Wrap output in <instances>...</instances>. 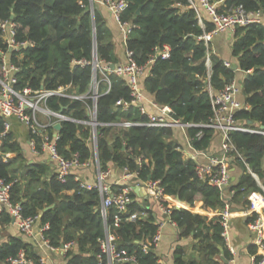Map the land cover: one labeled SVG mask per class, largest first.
I'll return each instance as SVG.
<instances>
[{"label": "trees", "instance_id": "obj_1", "mask_svg": "<svg viewBox=\"0 0 264 264\" xmlns=\"http://www.w3.org/2000/svg\"><path fill=\"white\" fill-rule=\"evenodd\" d=\"M125 1L127 7L121 17L136 26L127 39V46L134 51L136 62L143 65L155 53V49H163V46L169 48V57H155L141 80L145 92L157 104L169 106L183 123L208 122L212 110L206 92V48L197 39L202 30L194 10L187 6V0ZM89 5V0H0V23L11 20L15 24V42L27 41L32 44L23 50L9 51L0 29V53L5 52L10 61L19 67L15 74L16 91L25 87L32 90H54L70 84L67 93L83 95L88 92L91 67L73 66L71 61L90 60L95 49L99 61L114 64L113 47L106 40L107 28L95 10L90 12ZM238 5L246 11L260 10L264 14V0H222L217 7L222 11ZM138 7L140 11L136 13ZM211 28V24L205 25L206 31ZM231 55L237 69L246 73L241 82V93L248 105L246 110L237 111L234 117L238 124L258 130L260 126H264V24L260 22L236 26L232 35ZM209 58V84L214 91L222 90L235 78V71L227 68L223 60L214 54H209ZM107 77L109 89L106 92V84L100 83L95 103V118L100 124L96 127L99 169L106 170L111 164L120 169L126 168L135 175L138 183L148 181V177L149 181L159 182L163 192L156 198V202L168 209L170 221L181 229L182 236L190 235L197 241L201 255L200 261H185L182 259L183 250L177 248L173 254L174 264H224L214 259L219 248L223 250V256L227 260L230 258L221 236L219 215L208 217L175 208L177 199L192 205L200 197L202 207L207 212L219 211L223 208L225 199L222 193L196 176L192 160L183 161L181 152L170 138V128H122L111 125L146 118L131 106L126 110L114 106L119 99L129 101V90L124 77L112 73H108ZM162 77L164 81L161 85ZM45 104L50 110L73 120H88L87 109L92 105V99L50 96ZM3 130V119L0 116V178L5 182L13 181L10 197L12 202L20 204L24 216L34 217L39 227L48 225L43 233L52 246L60 247L69 242L74 244L66 251L64 264H108L99 245V240L105 237L106 231L114 236L117 251L134 255L139 264H160L152 245L146 252L142 250V244L157 233L156 215L148 203L142 205L135 201L133 190L129 193L130 201L126 204L125 211L118 213L120 220L117 224L113 223L117 210L111 205L103 225L100 214L101 197L97 190L84 189L72 172L63 183L57 180L56 172L46 177L47 166L27 162L14 135L11 131L2 135ZM198 130L200 129L197 127L186 128L191 144L202 150L209 146L216 131L203 128V135L198 139L195 136ZM46 132L52 135L53 127H47ZM57 134L55 147L60 156L70 159L77 155L80 163L92 160L89 125L71 120L62 121ZM229 135L237 152L264 187V134L232 131ZM30 137L34 139L36 150L40 152L41 138L37 135ZM166 138L171 140L166 141ZM7 153L11 155L5 156ZM233 161L240 165L242 173L238 181L228 188V192L235 190L231 209L233 203L246 209L249 207L248 198L261 192V189L242 162L239 159ZM119 187L111 188L112 192ZM50 206L52 207L44 210ZM137 211H145L146 215L127 220L131 213ZM256 216L252 212L246 219V224ZM10 222L9 214L0 212V264H6V259L15 257L20 250H24L34 261L38 260L33 243L22 236H9L7 240H1V229ZM247 252L255 255L256 259L261 257L254 244L247 247Z\"/></svg>", "mask_w": 264, "mask_h": 264}, {"label": "built area", "instance_id": "obj_2", "mask_svg": "<svg viewBox=\"0 0 264 264\" xmlns=\"http://www.w3.org/2000/svg\"><path fill=\"white\" fill-rule=\"evenodd\" d=\"M222 0L216 2H210L209 0H187V6L192 8L196 14L197 21L202 28V33L197 36L198 40H201L206 48V55L204 58V65L206 67V92L210 101L212 110V116L208 122L193 124L183 123L178 118L175 120L171 114L174 113L172 109L167 105H159L153 100L146 98L144 90L141 87V80L145 77L148 69L153 64L156 55L162 59L169 57V48L163 46V49H155V53L148 58L145 64L139 65L135 60V53L128 48L127 39L130 36L132 30L136 28L135 24L129 21L123 20L121 17L122 12L127 7L125 0H89V10L91 13L94 11L95 4H100L106 7L112 19L117 25L121 33L122 44L124 46L125 61L121 64L114 65V68L109 67L110 62L99 61L96 56V52L92 53L90 60L78 59L72 60L73 66H90L91 76L88 85V92L83 95H73L67 93V89L70 84L66 86L58 87L57 89L46 90L40 88L39 90H32L28 87L23 88L21 91L14 89V84L17 82L16 73L19 67L7 61V54L5 52L0 53L1 66H0V116L3 119L4 130L2 135L10 131L11 118L17 119L24 124L29 131L30 135H37L41 138L40 149L47 152L50 159L56 164V178L60 182H65L66 178L72 172L73 168L82 167L86 164L78 161L77 155H73L70 159H65L60 156L55 147V143L58 139L57 130L54 129L56 123L62 121H75L80 124L89 125L91 127V138L95 140L96 127L100 125L95 118L96 115V98L98 97V89L100 83L106 84V92L109 89L110 82L107 74L112 73L119 77L126 79V84L129 90V101L119 99L115 102L114 106L120 107L122 110H126L129 106L135 108L139 115L144 116L146 119L142 121H125L121 123H111V125H117L122 128H128L132 126H147L156 128H187L197 127L198 130L195 136L199 139L202 137L203 128H210L218 132L220 136V155L210 157L205 164H195L196 176L208 183L209 185L217 188L223 195L224 204L223 208L217 211L219 215V224L222 228L221 236L225 241L228 239L229 222L233 216V210L231 209V197L235 190L229 191V194L225 195V191L230 187V160L239 159L245 166L247 172L256 179L261 192L255 193L248 198L249 207L245 211L247 214L255 212L256 218L248 223V229L253 233V243L258 248V254L261 255L259 259H256L255 255L251 256V264H264V213L262 211V205H264V187L258 182L256 175L250 170L243 157L237 152L230 138V132H251L261 133L264 132L261 129L254 130L244 127L236 121L234 115L237 111L247 108L246 105L240 104L235 95L237 92V86L234 80L227 83L222 90L214 91L209 84V76L211 72V62L209 58V46L213 35L218 33H224L227 31H233L236 26H246L253 23H260L262 12L260 10L246 11L241 5L231 6L225 10L220 11L217 4ZM200 9L206 12L208 21L212 25V28L208 31L205 30V26L202 22L200 15ZM0 29L3 32L4 38L8 50L19 51L32 45L27 41L15 42V24L11 20H4L0 23ZM227 68L233 67L228 61H223ZM235 71V70H233ZM50 96L66 97L68 99H84L91 98L92 105L88 109V120H73L68 116L50 110L45 101ZM145 104L150 106L154 111L149 112ZM53 127L54 132L49 135L46 132L47 127ZM30 149L37 153L35 147V141L33 138L29 140ZM190 148L195 152L199 150L192 147ZM96 152V150H95ZM94 153V152H93ZM10 153L5 156H10ZM126 172V176H130L126 168H123ZM109 174L108 168L106 170H100L97 166V182L93 185L83 184L81 186L84 189L98 191L101 197L100 202V214L103 222H105L108 208L112 205L116 208L117 213L113 216V223L117 224L120 220L118 213L124 212L126 204L130 201L129 193L132 190L130 186L121 187L117 192H112L105 180ZM15 181V180H14ZM11 182H5L0 178V212H7L11 218V221L16 225L18 231L31 239L36 238L38 245L41 249L48 251L49 253H60L65 255L66 251L72 245V242L61 245L60 247L52 246L49 240L44 236V231L48 228L47 224L42 225L37 230H34V224L36 219L34 217H26L22 214L21 206L18 203H14L10 197ZM146 190L154 197L158 198L162 195L163 189L160 187L158 181H146ZM228 193V192H227ZM159 208L164 213H169L168 209L159 205ZM145 211H137L131 213L127 220H134L137 216H145ZM159 240V233L153 236L151 240L142 244V250L146 252L149 246L155 247ZM101 252L106 255L108 264L113 262H136L134 255H126L124 251H117L114 244V236L106 233L103 239L99 240ZM227 246V245H226ZM230 253L233 255L234 250L228 247ZM6 264H44L43 258H38L34 261L24 251L20 250L15 257H9L6 259ZM226 264H234V260L231 258Z\"/></svg>", "mask_w": 264, "mask_h": 264}, {"label": "crops", "instance_id": "obj_3", "mask_svg": "<svg viewBox=\"0 0 264 264\" xmlns=\"http://www.w3.org/2000/svg\"><path fill=\"white\" fill-rule=\"evenodd\" d=\"M94 10L99 14L100 18L102 19V22L105 24L107 28L106 40L109 41L113 47L114 65L123 63L125 61L124 46L122 44L121 33L119 29L117 28L116 23L112 19L106 7H104L103 5L95 4ZM200 15H201L204 26L207 23L210 24L208 21V16L206 12H204L202 9H200ZM261 23L264 24V14L261 17ZM200 29L202 30L201 27ZM232 35H233V31H227L224 33H218V34L213 35L210 42L208 43L209 54H214L215 56L221 58L223 61H228L232 65H236L235 59L231 55ZM6 59L7 61L11 62L10 61L11 59L9 58V56H7ZM245 74L246 73L244 71L237 69L235 70V78L233 80L237 86V92L235 95V99L240 104L246 105L248 108V105L246 104L244 97L241 93V82L244 79ZM141 87L144 90L142 82H141ZM144 94L146 95L147 99L153 100V97L149 96L148 93L145 92ZM145 107L149 112L154 111L147 104H145ZM88 109H87V114H88ZM168 128H170L172 131L170 138L177 145V149L181 152L182 159L184 162L188 160H192L194 164L202 165V164H205L210 157H215V156L220 155V136L218 132L214 134L213 139L211 140L207 148L202 149V150L197 149L200 152L195 153L190 148L191 140L187 134L186 128H172V127H168ZM10 131L14 135V138L16 139L18 144L20 145L23 151V155L26 158L27 162H30V163L38 162V163L45 164L47 166V172H48L46 174V177H48L51 173L56 172V164L53 160L50 159L47 152L40 151V152L34 153L30 149L29 140L31 137L29 135L30 134L29 131L27 130L24 124H22L15 118H11ZM170 138L168 139L166 138L165 140L169 141L171 140ZM90 139L92 143V152H94L92 155L93 157L92 160L87 161L86 164L82 167L74 168L72 173L75 174V179L79 180L80 183L93 185L97 182L98 159H96V154H95L96 153L95 152L96 137H95V140H92L90 136ZM192 147L194 148L193 145ZM229 160H230L229 174H230V182L232 184L238 181V178L241 176L242 171L238 163H235V161H233L231 158H229ZM262 166L264 167V159H262ZM108 171H109V174L105 180V183L108 184L110 188H115L116 186H120L119 188H117L115 192L119 191L121 187H124V186H130V187L142 186L146 190V187H145L146 182L144 183L136 182L135 175L133 173H131L130 176H126V172H124L123 168L120 169L110 164L108 165ZM254 180L256 181V179ZM258 182L260 183L259 179H258ZM256 184L258 185L257 181H256ZM227 192H228V189L225 191V195L229 194V192L228 193ZM133 193L135 194L136 202L142 205H144V203H148L149 208H151L152 211L156 215L155 221H156V224L158 225L157 231L159 233V240H158L157 245L153 248V252L157 257V262L160 264H174L173 254L177 248H181L183 250V255H182L183 260L185 261L191 260V261H196V262L200 261L201 255L199 254V251H198V245L196 243L197 241L193 240L190 235L188 236L181 235V229L178 228L174 222L170 221L168 213H164L160 210L159 204L156 202V198H154L148 191L145 196H141L139 192L135 193L133 191ZM263 201H264V198H263ZM232 205H233V208H232L233 216L229 222L228 239L226 241L225 246L227 245L228 247H231L234 250V254L232 255L230 253L227 246L225 248L230 255L229 260L232 258L234 260V264H251L252 255L247 252V247L253 243L254 235L248 229V224H246V219L249 217L250 214H247L245 212L248 208L243 209L240 207L238 203H235V204L233 203ZM51 207L52 206H50V208ZM175 208L176 209H180V208L186 209L192 213H197V214L208 216V217L216 216L217 214L216 210L213 212H207L202 207V200L200 197H197V199L194 200L192 205H188L186 204V202L177 199L175 202ZM262 211L264 213V205H262ZM103 225H105L104 222H103ZM38 228H39V223L35 222L34 230H37ZM105 231H106V228H105ZM16 235L17 236L20 235L26 241L33 243L34 253H36L39 256V258L44 259V264H64L65 262L64 255L60 253H49L48 251L41 249L38 245V241L36 240V238L31 239L21 234L18 231L16 225L12 221L9 224L4 225L3 228L1 229V240L2 241L7 240L9 236H16ZM72 246H70L69 249ZM221 256H223V254L221 255L220 250H219V253L214 257V259L218 262L223 263V261L221 260Z\"/></svg>", "mask_w": 264, "mask_h": 264}, {"label": "water", "instance_id": "obj_4", "mask_svg": "<svg viewBox=\"0 0 264 264\" xmlns=\"http://www.w3.org/2000/svg\"><path fill=\"white\" fill-rule=\"evenodd\" d=\"M139 11H140V7L137 8L136 13H139ZM94 50H95V49H94ZM94 53H95V51H94ZM156 57H158V55H156ZM109 67H110L111 69H113V68H114V64H112V63L109 64ZM232 69H233V70H237V65H233ZM163 81H164V78L162 77L161 80H160V84H161V85L163 84ZM171 116H172L173 119H175V120L177 119V116L175 115V113H172ZM54 128H55L56 130H58V129L60 128V123H56V124L54 125ZM259 128H260L261 130H264V126H260ZM95 154H96V159H97V153H95ZM148 180H149V177H148ZM132 190H133L135 193L139 192V193L141 194V196H145L146 193H147V191L145 190V188L142 187V186H133V187H132ZM49 208H50V207H46L44 210H47V209H49ZM219 250H220V253H221V255H222V254H223L222 249L219 248ZM221 260L223 261L224 264L227 263V260H226L223 256H221Z\"/></svg>", "mask_w": 264, "mask_h": 264}]
</instances>
